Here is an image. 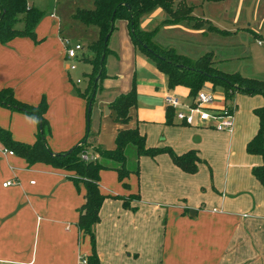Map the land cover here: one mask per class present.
I'll use <instances>...</instances> for the list:
<instances>
[{
    "label": "crops",
    "instance_id": "obj_1",
    "mask_svg": "<svg viewBox=\"0 0 264 264\" xmlns=\"http://www.w3.org/2000/svg\"><path fill=\"white\" fill-rule=\"evenodd\" d=\"M186 2L193 7L202 3ZM26 3L31 5L27 0ZM154 9H159L155 12L163 17V24L165 12ZM48 17L56 18L51 12ZM123 23L127 31L124 20ZM36 25L34 40L15 36L0 43V88L9 87L15 99L29 105H36L44 97L43 116L49 128L45 141L51 153L68 151L81 139L85 140L87 153L93 147L112 148L120 124L115 121L108 135L105 129L100 132L98 128L89 138L87 112L86 121L83 114L82 120L78 119L82 104L71 95L62 72L63 68L68 70L67 64L60 61L63 34L58 27L56 37L51 34V41H47ZM130 45L135 47L131 40ZM107 47L105 75L98 82L99 91L111 80H119L112 65L117 47L108 46V41ZM135 56L131 59L135 60ZM132 63L135 66L136 62ZM135 69L129 71L127 86L119 81L123 91H114L104 99L106 106L130 88ZM146 76L139 77L145 80V105L136 109L135 102L128 125H136L146 146L170 147L176 154L193 150L203 162L190 174L173 165L166 153L139 156L135 159L137 175L129 172L123 179L127 188L117 180L114 166L107 165L111 171L99 170V191L110 195L103 198L94 225L97 264H264V188L250 171L261 162V157L244 150L257 128L251 110L263 105L264 98L255 97L254 104L258 105L248 107L254 123L246 130L239 128L235 117L230 131L185 125L174 118L166 123L163 95L174 94L183 103L190 102L193 96L183 85L169 88L165 74L154 62ZM202 85L213 90L207 81ZM76 91L84 99L79 95L83 89ZM214 95L224 97L222 93ZM238 96L235 93L230 99L235 106L236 101L242 100ZM248 96L243 100H252L253 96ZM0 127L12 139L31 144L38 123L35 125L24 111L0 104ZM3 148L0 144V264H76L78 254L89 255L88 236L75 224L83 202L82 183L70 179L72 171L44 162L27 163L13 152H2ZM6 180H15L16 184L4 187L1 183ZM128 194H137L129 198L130 208L122 206L120 196H115Z\"/></svg>",
    "mask_w": 264,
    "mask_h": 264
},
{
    "label": "trees",
    "instance_id": "obj_2",
    "mask_svg": "<svg viewBox=\"0 0 264 264\" xmlns=\"http://www.w3.org/2000/svg\"><path fill=\"white\" fill-rule=\"evenodd\" d=\"M191 1V0H190ZM199 2H217L221 0H195ZM88 8L77 7L74 18L84 25L97 27V37L88 44L92 55L86 60L90 65V71L86 74V85L79 95L83 96L86 104L91 103L98 82L105 75L104 58L108 52L107 41L103 45V38L115 28V20H124L129 38L140 52L152 58L155 67L165 74L169 88L175 85H183L188 88L190 96L201 88L204 82L218 85L225 100L230 101L235 93L260 94L264 98V80L250 76H243L238 72H226L212 65V53L206 52L194 59L176 52L172 46L158 44L153 38L156 29L144 31L138 26L139 16L151 11L155 7L161 8L166 17L163 24L183 23L194 29L203 27L208 20L192 14L193 5L186 0H91ZM42 12L36 7L27 5L26 0H0V43H5L15 36H28L34 40L33 28L38 22ZM207 30L227 33L216 25L208 23ZM102 56V58H101ZM83 58V57H82ZM101 58V59H100ZM97 77V78H96ZM136 93L134 81L130 88L116 95L109 103L108 108L113 110V120L120 126L116 129L113 147L104 149L91 148L87 153V145L82 139L69 151L51 153L45 141V133L49 132L48 123L43 116L46 109L44 97H41L36 105H29L18 101L9 87L0 88V104L9 108L22 110L33 115L38 123L39 132L33 143L27 144L12 139L9 132L0 127V144L14 154L22 157L27 163L44 162L53 167L72 171L70 179L75 183L80 181L84 188L83 202L78 208L76 226L83 235H87L91 252L86 256L87 264H97V256L94 250V225L98 222V210L104 197L98 188L99 170L109 169L107 165L100 163L99 158H105L116 163L112 167L116 172V178L123 188L127 183L123 182L130 173L137 175V165L133 169L125 166V147L130 144L134 148L135 158L139 156L153 157L160 153H166L173 165L186 173H195L197 166L203 160L193 150H187L181 154L174 153L170 147H150L144 143L143 135L139 134L136 125L129 126L131 109L135 107ZM252 113L257 119L255 133L246 141L244 150L248 154H257L261 162L251 167L252 176L264 188V104L252 108ZM89 111L86 113L88 116ZM165 122L171 123L173 119L172 108H165ZM83 138V137H82ZM92 154L93 160H83L81 154ZM110 168V169H112ZM120 196L122 206L129 207V198L137 194L115 195Z\"/></svg>",
    "mask_w": 264,
    "mask_h": 264
},
{
    "label": "rangeland",
    "instance_id": "obj_3",
    "mask_svg": "<svg viewBox=\"0 0 264 264\" xmlns=\"http://www.w3.org/2000/svg\"><path fill=\"white\" fill-rule=\"evenodd\" d=\"M27 2L42 12L36 27L41 29L42 35L47 41H51V34L54 35V38L56 37L55 34H58L57 29L59 27L63 34L62 37L77 41L83 46V58L67 59L62 50L60 61L63 65L66 63L74 66L73 69L68 70L63 68L62 72L65 74L71 95H75L79 99L80 105L82 104V107L80 106L78 109V119L82 120L83 114V120L86 121L84 112H87V105L85 107V99L76 95V89L82 90L86 85V74L90 71V65L86 60L90 59L92 55L88 44L97 37V27L84 25L73 15L77 7L88 8L91 7L92 2L91 0H27ZM155 11H159V9H153L140 15L138 26L144 31L156 29L154 38L158 44L172 46L176 52L190 59L211 52L212 65L215 68L226 72L235 71L243 76L264 80V44L257 43L258 40L264 41V0H221L197 3L192 9V14L209 21L198 29L190 28L183 23H179L178 26L167 27L160 23L163 17H159ZM50 12L56 18H49ZM161 12L163 16L164 12ZM208 23L216 25L219 29H224L227 33L207 30ZM114 24L116 29L111 33L108 46L114 44L117 47V58L114 59L112 65L119 74V80L116 82L111 80L103 87L102 91L97 88L89 108L87 127L89 138L93 137L98 128L100 132L105 129L108 135L115 127L113 111L107 108L104 99L108 98L109 95L112 96L114 91H123L120 87L121 85L127 86L130 77L129 71L134 68H136L134 74L136 78V83L134 78L136 109H142L145 105L146 95L143 92L145 85L143 81L145 80H140L139 77L147 78V70L153 66V60L150 56L141 53L136 46L130 45V38L125 30L123 20L117 19ZM134 55H136L135 60H132L131 56ZM109 59L110 55L106 57L107 64H109ZM132 61L136 62L135 66ZM157 74L161 75L160 73ZM208 83L213 86L211 88L215 94L222 93L218 85ZM202 87L207 89L205 85ZM243 95L239 94L238 98L242 100L236 101L233 113L239 128L246 130L254 123V118L248 107L258 105L254 104L255 97H260L262 100L263 97L260 94ZM247 96H253L252 100H243L242 97ZM27 116L33 119L36 125V118L30 114ZM38 130L39 128H36V134L39 132ZM44 136H49V133H45ZM158 136L160 137L161 134ZM124 153L126 157L125 166L134 168L136 156L133 146L128 144ZM99 162L105 165H116L113 161L105 158H99ZM103 170L111 171L110 169ZM209 174L211 175L210 171Z\"/></svg>",
    "mask_w": 264,
    "mask_h": 264
},
{
    "label": "built area",
    "instance_id": "obj_4",
    "mask_svg": "<svg viewBox=\"0 0 264 264\" xmlns=\"http://www.w3.org/2000/svg\"><path fill=\"white\" fill-rule=\"evenodd\" d=\"M60 43L67 59L82 58L83 46L77 42L60 36ZM258 44H264V41H257ZM67 69H73V65L67 64ZM164 104L172 108L173 118L185 125L208 126L217 131H230L233 126L235 104L232 100H225L223 96L216 97L213 90L199 88L190 102L183 103L174 94L163 95ZM2 152L12 153L11 150L2 149ZM83 160H93L92 154H81ZM15 180H6L1 183L2 186L15 185ZM76 264H87L85 255L78 254Z\"/></svg>",
    "mask_w": 264,
    "mask_h": 264
},
{
    "label": "water",
    "instance_id": "obj_5",
    "mask_svg": "<svg viewBox=\"0 0 264 264\" xmlns=\"http://www.w3.org/2000/svg\"><path fill=\"white\" fill-rule=\"evenodd\" d=\"M263 38H264V35H263ZM107 39H108V34H106V35L104 36V38H103V45L106 44ZM101 58H102V56H101ZM101 58H100V59H101ZM96 78H97V77H96ZM89 108H90V103H88V105H87V112L89 111ZM262 139L264 140V132L262 133ZM68 151H69V150H68ZM189 212H192V209H189Z\"/></svg>",
    "mask_w": 264,
    "mask_h": 264
}]
</instances>
